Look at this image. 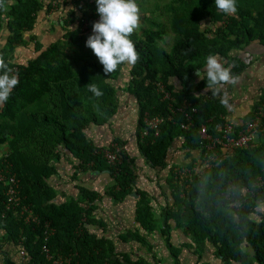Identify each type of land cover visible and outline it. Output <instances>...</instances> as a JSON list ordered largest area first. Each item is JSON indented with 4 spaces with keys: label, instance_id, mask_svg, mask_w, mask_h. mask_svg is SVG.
Here are the masks:
<instances>
[{
    "label": "trees",
    "instance_id": "1",
    "mask_svg": "<svg viewBox=\"0 0 264 264\" xmlns=\"http://www.w3.org/2000/svg\"><path fill=\"white\" fill-rule=\"evenodd\" d=\"M152 2L137 0L141 27L131 39L139 61L108 76L86 47L99 19L95 0H6L7 10L0 9V32H8L0 56L19 78L0 107V241L8 249H25L30 264H54L69 257L71 264H153L147 256L160 261L165 252L173 264H182L185 248L194 249L199 264H209L206 255L216 257L219 264H264V137L232 152L217 144V158L205 168L210 141L200 133L205 126L214 141H226L225 128L233 124L221 103V91L215 96L205 91L206 58L218 55L237 77L248 69L242 53L252 44L264 47V0H237L233 16L216 9L215 0ZM44 10L46 16L54 11L63 20L58 23L62 37L46 46L37 41L38 55L20 64L14 60L15 51L30 45L26 36L37 31ZM166 37L171 38L170 49ZM196 69L205 80L195 75ZM90 83L103 96L95 97L86 87ZM125 94L133 96L139 107V152L153 170L169 175L174 203L159 216L150 194L136 188L135 160L124 148L126 143L115 139L113 145L96 146L86 132L91 125H111ZM258 112L264 114V92L246 120ZM146 114L163 119L159 136L150 132L142 137ZM188 114L192 121L183 129ZM233 125L238 130L244 126ZM179 142L178 152H172ZM116 147L121 148V163L111 164L105 154ZM64 151L78 161L74 178L78 171L106 172L113 180L107 190L113 200L122 203L135 192L141 197L137 227L123 240L131 236L145 253L119 255L114 242L97 232L96 227L106 229L95 215L98 192L79 187V199L56 202L50 182ZM179 153L185 155L182 163L175 159ZM11 187L20 202L8 209ZM23 207L38 217L39 224L25 222ZM48 223L51 234L46 235ZM176 230L191 242L177 245ZM155 235L160 244L152 242ZM45 246L52 260L47 259ZM4 264H21L20 257L16 261L6 255Z\"/></svg>",
    "mask_w": 264,
    "mask_h": 264
},
{
    "label": "crops",
    "instance_id": "2",
    "mask_svg": "<svg viewBox=\"0 0 264 264\" xmlns=\"http://www.w3.org/2000/svg\"><path fill=\"white\" fill-rule=\"evenodd\" d=\"M45 12V10L42 11L39 16L37 31L26 36L27 40H31L30 45L21 46L15 51L14 60H17L20 64H27L38 55L37 41L39 44L46 46L53 40H60L62 37L58 23L63 24V20L57 18L54 11L49 12L47 16ZM7 37L8 32L6 29L0 32V49L5 45ZM242 56L246 62H249L250 67L238 77V82L235 85H227L220 90V96L227 101L224 104L228 108V118L237 126H243L246 123V118L252 113L255 104L259 102L264 92V47L252 44L242 53ZM139 117V107L135 99L128 98L124 108H121L119 115L113 120L112 125L100 127L91 125L86 132L96 146L113 145L115 139H122L126 143L124 148L135 160L136 188L150 194L152 207L159 216L165 207L172 206L174 203L172 190L168 186L169 175L167 171L153 170L150 165L145 163L139 152L137 145ZM180 145V142L175 144L172 152H178ZM3 153H5L4 150ZM175 159H177V163H182L185 155H182V153L176 154ZM77 167L78 161L64 151L62 159L56 163L57 173L50 182L57 192L56 202L62 204L71 199H79L81 196L78 193L80 192L79 187L98 192L100 197L96 202L95 215L105 223L106 229L101 231L100 228L96 227L97 232H103L99 234L105 235L114 242L116 252L119 255L128 254L133 256L134 254L145 253V250L137 241H132L131 236H128L127 241L123 240L137 227L135 222L136 208L141 197L135 192L137 196L132 195L124 202L119 203L107 195V190L111 187L110 184L113 185V180L108 173L78 171V177L74 178V174L78 170ZM174 232L176 238H173V240L176 241L177 245L191 242L190 238L186 237L182 231L176 230ZM152 242L156 245L160 244L156 235L153 236ZM13 248V246L9 249L5 248V245L0 241V264H4L6 255H11L16 261L19 260V249L16 248L15 250ZM181 256L182 264H199L194 249L185 248ZM162 257L160 261H154L148 255L147 259L153 264H173L169 253L165 252ZM205 262L212 264L209 259ZM205 262L201 261L200 263Z\"/></svg>",
    "mask_w": 264,
    "mask_h": 264
},
{
    "label": "clouds",
    "instance_id": "3",
    "mask_svg": "<svg viewBox=\"0 0 264 264\" xmlns=\"http://www.w3.org/2000/svg\"><path fill=\"white\" fill-rule=\"evenodd\" d=\"M95 2L99 20L92 25V34L86 40V47L92 50L108 76L118 71L122 65L134 66L140 59V53L131 39L141 27L140 6L137 0ZM215 7L228 16H233L238 11L237 0H215ZM0 9L7 10L6 0H0ZM203 71L206 73L207 82L205 91H211L214 96L226 85H235L238 82V77L231 72V66L225 67L218 55L207 56ZM195 75L205 80L199 69H196ZM18 84L19 78L14 69L0 56V107L9 100ZM86 87L97 98L104 94L94 83ZM221 103L226 104L227 101L222 99Z\"/></svg>",
    "mask_w": 264,
    "mask_h": 264
},
{
    "label": "built area",
    "instance_id": "4",
    "mask_svg": "<svg viewBox=\"0 0 264 264\" xmlns=\"http://www.w3.org/2000/svg\"><path fill=\"white\" fill-rule=\"evenodd\" d=\"M54 6H57L58 3L56 1L53 2ZM99 20V19H98ZM84 28L87 29L90 26V22L88 20L84 21ZM169 95L166 96L168 98ZM185 108H188L186 106ZM197 110L193 108L192 113H196ZM192 121V115H187V123L182 125L183 129H188ZM145 123V132L142 134V137H147L150 132L154 134L155 137L159 136L160 134V126L163 123V119L161 118H150L148 114H146L144 118ZM235 131L238 133L236 136ZM225 132L227 136H224L226 141L217 140L214 141L212 137L207 133V128L203 126L200 130L202 137L206 140H209L210 143L207 145V153L205 154V168H210L212 166V162H214L217 158V153L215 150L217 149V144L226 150L227 152H232L235 149H244L248 148L254 144L258 137H264V114L262 112H258L255 116L246 122V124L240 128L239 130L232 124H227L225 128ZM231 135V137H230ZM121 152L120 147H116V151H107L105 154V158L111 163L116 164L121 163V160L118 157V154ZM15 182V179H12ZM19 197L16 196V190L11 187L9 191V203L8 209L19 205ZM16 204V205H15ZM14 209V208H13ZM22 217L25 219L27 224L36 223L39 224V219L36 217L33 212L28 207H23L21 211ZM46 235L51 234L50 224L46 225ZM44 251L46 253V257L48 260H52V255L48 247H44ZM19 257L21 264H30V259L28 258V253L25 249L21 248L19 250ZM72 258H59L58 260H54V264H71Z\"/></svg>",
    "mask_w": 264,
    "mask_h": 264
},
{
    "label": "rangeland",
    "instance_id": "5",
    "mask_svg": "<svg viewBox=\"0 0 264 264\" xmlns=\"http://www.w3.org/2000/svg\"><path fill=\"white\" fill-rule=\"evenodd\" d=\"M153 0H151V2H152ZM152 4H155L154 2H152ZM159 13V12H158ZM158 13H156V14H158ZM167 39H168V41H167V43L165 44V46H166V48H168V49H170L169 47L171 46V38H168V37H166ZM173 39H174V37H173ZM133 96H128V95H123L121 98H119V105H120V108H119V110L121 109V108H124V106H125V104H126V100L128 99V98H132ZM126 98V99H125ZM126 114V113H125ZM113 124V122L111 123V125ZM259 142H261V139H256V143H259ZM111 186H112V183L110 184ZM80 195H81V193L80 192H78ZM100 230L102 231V228H100ZM100 234H102L103 232H99ZM106 234V233H105ZM0 239H1V235H0ZM132 241H134V239H132ZM185 244H187V243H185ZM205 259H209V261L212 263V264H219V260L216 258V257H213V256H209V255H206L205 256Z\"/></svg>",
    "mask_w": 264,
    "mask_h": 264
},
{
    "label": "water",
    "instance_id": "6",
    "mask_svg": "<svg viewBox=\"0 0 264 264\" xmlns=\"http://www.w3.org/2000/svg\"><path fill=\"white\" fill-rule=\"evenodd\" d=\"M132 195H133V196H137V194H136V193H133Z\"/></svg>",
    "mask_w": 264,
    "mask_h": 264
}]
</instances>
